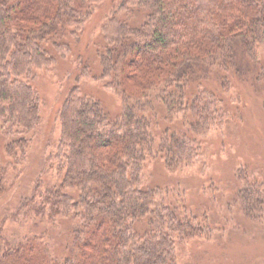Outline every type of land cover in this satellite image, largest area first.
Segmentation results:
<instances>
[{
  "label": "trees",
  "instance_id": "16d2710c",
  "mask_svg": "<svg viewBox=\"0 0 264 264\" xmlns=\"http://www.w3.org/2000/svg\"><path fill=\"white\" fill-rule=\"evenodd\" d=\"M98 1L0 0V131L16 163L27 156V134L41 119L29 80L68 48L67 35L78 40ZM108 22L100 64L122 96V111L112 117L99 99L74 87L60 110L52 156L64 173L61 186L42 188L38 181L8 217L65 220L63 253L42 233L12 234L0 237V264H178L176 238L204 231L196 217L159 197L162 188L143 184L144 162L152 155L173 170L199 155L194 133L204 132L219 109L215 92L201 83L212 68L221 76L240 67L241 50L259 63L264 0H119ZM154 99L169 113L183 111L188 129L157 134L147 111ZM7 173L0 164V198L13 186Z\"/></svg>",
  "mask_w": 264,
  "mask_h": 264
},
{
  "label": "rangeland",
  "instance_id": "374dc122",
  "mask_svg": "<svg viewBox=\"0 0 264 264\" xmlns=\"http://www.w3.org/2000/svg\"><path fill=\"white\" fill-rule=\"evenodd\" d=\"M116 2H96L78 40L67 35L68 48L54 52L56 61L37 68L29 80L39 93L41 119L27 134L31 141L20 163L7 154L6 138L0 131V164L7 168V179L13 184L0 198V237L36 231L51 241L56 254L63 253L68 232L65 220L8 217L23 197L33 194L38 181L42 188L61 186L64 173L52 156L61 137L60 110L74 87L99 99L112 117L122 111V96L108 85L100 64ZM258 60L255 64L245 59L241 50L240 67L224 68L221 76L210 69L211 76L201 84L215 92L219 109L204 132L194 133L200 152L191 164L172 170L152 155L144 162L143 184L162 188L160 198L175 202L179 211L182 207L204 226L200 236L176 238L178 264H264V49L259 50ZM190 85L198 87L199 83ZM147 111L157 134L161 128L182 125L188 129L182 124L183 111L169 113L157 99Z\"/></svg>",
  "mask_w": 264,
  "mask_h": 264
}]
</instances>
